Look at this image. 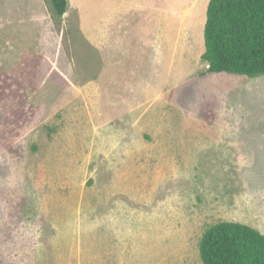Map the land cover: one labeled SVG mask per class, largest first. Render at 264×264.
<instances>
[{
    "label": "rangeland",
    "instance_id": "rangeland-1",
    "mask_svg": "<svg viewBox=\"0 0 264 264\" xmlns=\"http://www.w3.org/2000/svg\"><path fill=\"white\" fill-rule=\"evenodd\" d=\"M208 2L0 0V264H203L208 225L264 233V74L206 71Z\"/></svg>",
    "mask_w": 264,
    "mask_h": 264
},
{
    "label": "trees",
    "instance_id": "trees-1",
    "mask_svg": "<svg viewBox=\"0 0 264 264\" xmlns=\"http://www.w3.org/2000/svg\"><path fill=\"white\" fill-rule=\"evenodd\" d=\"M50 5L62 16L69 0H50ZM203 36L207 72L264 74V0H209ZM198 250L203 264H264V233L220 220L204 229Z\"/></svg>",
    "mask_w": 264,
    "mask_h": 264
},
{
    "label": "crops",
    "instance_id": "crops-1",
    "mask_svg": "<svg viewBox=\"0 0 264 264\" xmlns=\"http://www.w3.org/2000/svg\"><path fill=\"white\" fill-rule=\"evenodd\" d=\"M123 2H124V4H126V2H127V0H123ZM118 3H119V1H118ZM119 5V4H118ZM118 8H119V6H118ZM123 13H126V5H124L123 6ZM113 11V10H112ZM132 12V11H131ZM129 32V31H128ZM130 32H131V30H130ZM111 42H114L115 41V39L114 40H110ZM112 55V54H111Z\"/></svg>",
    "mask_w": 264,
    "mask_h": 264
}]
</instances>
